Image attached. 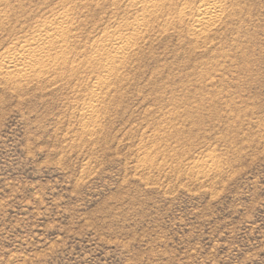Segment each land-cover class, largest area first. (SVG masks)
Returning a JSON list of instances; mask_svg holds the SVG:
<instances>
[{"label": "rangeland", "instance_id": "1", "mask_svg": "<svg viewBox=\"0 0 264 264\" xmlns=\"http://www.w3.org/2000/svg\"><path fill=\"white\" fill-rule=\"evenodd\" d=\"M202 1L138 26L130 0H0V264H264V0L197 32ZM68 9L53 58L6 79Z\"/></svg>", "mask_w": 264, "mask_h": 264}, {"label": "bare ground", "instance_id": "2", "mask_svg": "<svg viewBox=\"0 0 264 264\" xmlns=\"http://www.w3.org/2000/svg\"><path fill=\"white\" fill-rule=\"evenodd\" d=\"M129 4L131 8L141 9L143 12L136 19V25L138 26H142L148 19L149 12L152 10L157 12L161 7H163L160 0H130ZM224 8V6L219 5V0H203L197 10H194L191 6L187 9H190L189 12L191 13L193 11L194 18H196L194 28L197 32H199L215 23L225 11ZM72 14V10L68 9V11H65L62 16L55 18V21H51L49 23L45 22L46 24H44L39 30V33L36 36L37 38H35L32 46H24L23 50L18 53L7 54L2 62L3 70H1V74L5 73L6 79L14 80L25 78L31 70H41L45 62L44 58H53V50H56V48H52V46L55 42H62V40H66L69 31L68 26L71 24V20L73 19ZM134 31L133 37H136L138 31L136 29H134ZM119 38V41H116L113 44H102L101 48L97 49L99 51H97L98 62H103L106 66V74L100 78V81L97 84L99 89H103L106 85V79L115 71L118 58L125 53L130 45V40L128 38L124 39L123 35ZM16 43L19 44L20 40L16 39ZM63 54L64 51L57 53L56 55L60 56L59 61L62 63L66 60L65 57L62 56ZM106 55L107 60H105ZM89 108L90 109H87V111H92V113L96 110L93 106H89Z\"/></svg>", "mask_w": 264, "mask_h": 264}]
</instances>
